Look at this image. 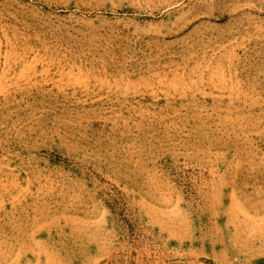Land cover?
<instances>
[{"label": "rangeland", "instance_id": "obj_1", "mask_svg": "<svg viewBox=\"0 0 264 264\" xmlns=\"http://www.w3.org/2000/svg\"><path fill=\"white\" fill-rule=\"evenodd\" d=\"M264 0H0V264H263Z\"/></svg>", "mask_w": 264, "mask_h": 264}, {"label": "trees", "instance_id": "obj_2", "mask_svg": "<svg viewBox=\"0 0 264 264\" xmlns=\"http://www.w3.org/2000/svg\"><path fill=\"white\" fill-rule=\"evenodd\" d=\"M263 264H264V262H263Z\"/></svg>", "mask_w": 264, "mask_h": 264}]
</instances>
